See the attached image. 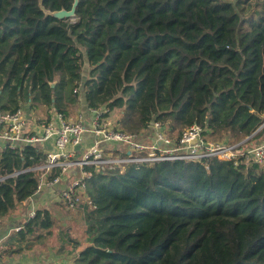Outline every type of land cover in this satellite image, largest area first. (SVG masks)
Instances as JSON below:
<instances>
[{"label":"trees","instance_id":"trees-1","mask_svg":"<svg viewBox=\"0 0 264 264\" xmlns=\"http://www.w3.org/2000/svg\"><path fill=\"white\" fill-rule=\"evenodd\" d=\"M76 13L60 20L39 0H0L1 111L71 117L77 87L89 107L108 104L112 124L140 136L159 120L174 139L192 124L216 141L264 139V0H80ZM21 145L0 144V221L22 226L11 236L20 242L69 215L86 225L73 264H264L260 164L130 163L95 173L89 201L47 202L28 220L48 144Z\"/></svg>","mask_w":264,"mask_h":264},{"label":"built area","instance_id":"built-area-1","mask_svg":"<svg viewBox=\"0 0 264 264\" xmlns=\"http://www.w3.org/2000/svg\"><path fill=\"white\" fill-rule=\"evenodd\" d=\"M87 107L88 114L78 111L75 118L50 109L46 119H34L35 122L30 124L23 108L0 110L2 147L49 143L44 163L35 167L40 171L36 193L64 184L58 198L73 207L90 200L87 186L95 173L114 170L124 173L130 163L181 159L201 162L218 157L234 164L254 162L264 167V143L247 147L248 138L234 143L212 140L205 136V129L200 124L190 125L174 139L168 125L159 120H152L145 130L147 134L140 136L112 124L109 115L113 110L108 104ZM35 213V209L31 210L28 220ZM21 228L16 227V230ZM73 260V256L67 254L56 264H73Z\"/></svg>","mask_w":264,"mask_h":264},{"label":"rangeland","instance_id":"rangeland-1","mask_svg":"<svg viewBox=\"0 0 264 264\" xmlns=\"http://www.w3.org/2000/svg\"><path fill=\"white\" fill-rule=\"evenodd\" d=\"M252 3L254 4L255 0H252ZM85 72H88V70ZM86 75H87V73H86ZM79 90L80 89H78L77 87H75L73 89V93H74L75 97H76V95L79 96V101L72 105V109H71L72 116L75 113H77V111L81 108L80 107L82 104L81 102H83L82 99L80 98L81 92H79ZM65 92L67 95L71 93L70 86H67V88H65ZM1 101L4 102L5 99L1 98ZM26 110L29 111L28 108ZM29 112H30V114H33V115L35 113L36 114L38 113L39 115L42 116L41 117L42 119H45L47 117V116H45L46 112H44V110L41 109L40 106L31 107V110ZM35 117H33V118L36 119ZM37 118H39V117H37ZM110 122H111V119H110ZM142 140L147 142L150 139H142ZM218 141H229L230 143H234V142H231L228 137L224 138L222 140H218ZM262 143H264V139L261 138V140H255V142L252 141L248 144H245V146L255 147V146L260 145ZM56 199H57L56 197H55V199L52 198L48 202H52ZM54 202H56V201H54ZM66 217H68L70 219L67 220ZM79 239L84 241V245L86 244V241H85L86 240V225H85V223L79 218H71L69 215H64L61 220L57 219L55 221L54 227L52 228L51 232L46 237H43L40 240L32 239L30 242H25V244L30 246V249H28L29 256L34 254V256H36V259L39 260L41 258V260L46 262L47 259L49 258L48 255L54 254V253L56 254L57 249L59 247H62L64 249V252L67 253L68 255H72L71 251H72L73 246L75 244L74 240H79ZM14 247H16V246L13 245L12 248H14ZM1 252H2V250L0 248V254H1ZM39 262H40V260H39ZM38 264H43V263H38Z\"/></svg>","mask_w":264,"mask_h":264},{"label":"crops","instance_id":"crops-1","mask_svg":"<svg viewBox=\"0 0 264 264\" xmlns=\"http://www.w3.org/2000/svg\"><path fill=\"white\" fill-rule=\"evenodd\" d=\"M83 102H81V108L78 111L84 112L88 114V107H87V103L84 102V100H82ZM26 107L28 108V106L25 107H21L23 108V110L26 111ZM30 111V108H29ZM77 111V112H78ZM77 113H75L73 116H71V118H74L75 115ZM28 115V114H27ZM36 119H38L37 117H35ZM46 119V118H45ZM30 123H34V118H28ZM91 142V140H90ZM89 142V143H90ZM49 146V143H47ZM62 186V188L64 187V184H60ZM60 185H56V186H52L55 188V190H57V192H59V187ZM52 187H47L43 190H41L40 192L36 193L35 197H32L30 199V207L31 210L36 209L37 206H41L42 204H45L46 202L50 201L52 198L55 199V197L57 198L56 200H58V193L54 194V189H52ZM61 200V199H60ZM26 201H24L25 203ZM28 203V201H27ZM30 210V211H31ZM7 220H2L0 221V248L2 250L1 254H0V264H38V263H43V264H56V263H60L62 262V260H64V257L62 256V254L60 253H54V254H49L48 255V259L46 262H44L43 260H41V258L36 259V256L30 255L28 254V249H30V246H28L27 244H25V242H20L17 239H15L14 237H11L12 235V231L13 229L16 230V227H10L9 224L3 228L2 225L6 222ZM11 221V220H10ZM15 245L16 247L12 248V246ZM67 255V253H66ZM65 255V256H66Z\"/></svg>","mask_w":264,"mask_h":264},{"label":"water","instance_id":"water-1","mask_svg":"<svg viewBox=\"0 0 264 264\" xmlns=\"http://www.w3.org/2000/svg\"><path fill=\"white\" fill-rule=\"evenodd\" d=\"M79 1L80 0H74L70 9L61 8L59 10H51L43 5V0H39V5L46 15H51L60 20H65V19L75 18L77 16L76 11ZM51 85L54 86L55 82H52ZM260 129L261 128H259L256 132H254V134H256Z\"/></svg>","mask_w":264,"mask_h":264}]
</instances>
